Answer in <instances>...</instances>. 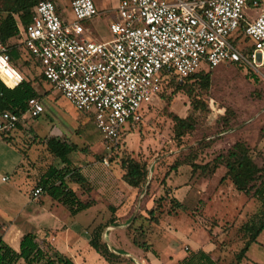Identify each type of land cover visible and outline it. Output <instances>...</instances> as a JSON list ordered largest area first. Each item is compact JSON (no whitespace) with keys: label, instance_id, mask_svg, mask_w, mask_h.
<instances>
[{"label":"rangeland","instance_id":"374dc122","mask_svg":"<svg viewBox=\"0 0 264 264\" xmlns=\"http://www.w3.org/2000/svg\"><path fill=\"white\" fill-rule=\"evenodd\" d=\"M53 1L69 18L66 0ZM91 1L97 14L82 22V25L90 30L91 40H108L111 38L108 24L116 0ZM263 6L264 2L260 7ZM12 68L21 78L36 80L33 85L40 94L43 111L37 117L22 119L20 124L25 128L13 131L17 132L16 143L20 151L31 155L29 161L32 166L39 165L38 171L49 164L57 169L56 164L63 167L45 147V141L54 135L76 146L69 153L74 164L71 167L86 170L92 163L106 158L108 166L105 168L114 179L111 182L108 180V189H114V195L119 199L128 194L116 184L121 172V159L132 158L144 163L148 169L143 186L134 189L131 200L124 202L126 206L132 202L134 208L131 204L125 211L128 215L132 213L133 218L124 221L115 219L112 222L114 227L104 228L107 200L99 201L90 209L74 215L64 210L65 221L70 224L69 235L82 240V229L84 235L89 236L95 229L103 227L100 234L104 232V236H100L99 243L105 244L111 256L107 261L100 257L108 264H176L187 251L196 247L218 253L216 260L220 264L233 263V254L243 241L238 228L257 209L258 203L250 197V193H237L229 180L220 181L225 172L223 165H218L211 175L190 183L187 180L188 163L204 164L216 155L224 154L234 142L239 141L247 147L250 159L264 175L263 79L254 81L245 76L242 69L227 64L209 70L207 90L193 85L195 88L190 95L182 90L171 93L172 87L169 85L145 107L141 121L133 128L125 129L119 143L107 152L91 118L76 112L56 91L39 82L37 70L30 59L21 54ZM1 77L7 84L16 78L12 72L10 75L1 73ZM49 92L58 95L55 100L47 97ZM172 116L187 119L192 125L190 131L178 139L173 135ZM50 119L61 132L51 134L48 131L52 124ZM174 163L177 167L172 169ZM68 186L82 201H95L98 198L91 190L86 192L72 183H68ZM171 198L178 201L182 208H172L169 203ZM149 210L152 212L149 213ZM53 238L54 244L64 255L72 256L71 250L64 249L66 242L63 233ZM133 241L149 243L155 256L150 251H141ZM89 247H82L80 256H72L77 264H101L96 260L99 253ZM245 256L240 264H248L250 260L264 263V229L256 242L249 245Z\"/></svg>","mask_w":264,"mask_h":264},{"label":"built area","instance_id":"2783aa9c","mask_svg":"<svg viewBox=\"0 0 264 264\" xmlns=\"http://www.w3.org/2000/svg\"><path fill=\"white\" fill-rule=\"evenodd\" d=\"M263 2L116 0L108 24L111 38L93 41L82 25L97 14L91 0H70L69 18L55 1L39 0L19 31L20 42L47 85L91 118L109 152L125 129L141 121L166 77L179 80L199 67L238 63L264 80ZM0 66L16 76L5 86L20 83L1 43ZM42 111L40 101L30 98L21 117H37ZM21 117L0 112V134H10ZM101 163L108 166L106 158ZM40 192L35 187L32 198Z\"/></svg>","mask_w":264,"mask_h":264},{"label":"trees","instance_id":"16d2710c","mask_svg":"<svg viewBox=\"0 0 264 264\" xmlns=\"http://www.w3.org/2000/svg\"><path fill=\"white\" fill-rule=\"evenodd\" d=\"M37 1L39 0H0V43L6 50L9 65L13 67L14 62L20 58L21 54H24L27 59L32 61L33 66L37 70L38 81L47 84L38 72L37 64L25 52L20 42L21 36L19 34V31L24 29L30 22L31 9ZM69 1L66 0V3L68 4ZM57 9H60L59 6ZM227 64L242 69L245 72V76L254 81L261 79L241 64L226 63L220 65ZM209 70L211 69L207 67H199L191 74L179 80L174 77H166L162 81L157 97L169 85L172 87L171 93L182 90L187 95H190L191 91L195 88L193 85L201 90H207L209 87ZM2 79L0 78V112L7 111L20 117L23 116L27 100L30 98L39 100L40 98V94L33 85L36 80L22 78L19 84L9 88L3 84L5 81L3 80V82ZM25 118L27 117H21L20 120ZM172 120L173 135L176 139L192 128L187 119L172 116ZM0 137L4 141L9 142V138L6 135L0 134ZM45 147L52 157L58 160L63 167L61 169L51 166L47 167L38 177L35 186L39 187L43 193L62 205L69 215H74L90 208L94 204V201L91 199L85 201L78 199L75 192L68 186V183H72L86 192L91 190L90 185L80 174L79 169L71 167L68 159V154L74 151L76 146L57 137H50L45 141ZM188 164L189 175L187 180L190 183L200 177L211 175L218 165H223L225 172L221 176L220 181L224 179L229 180L237 193H250V197L258 203L257 209L238 228L243 241L239 249L233 254L232 264H239L246 258L245 253L249 245L256 242L257 236L264 229V175H261V168L253 163L249 157L247 147L239 141L234 142L224 154H218L204 164H196L193 161H190ZM119 165L121 169L120 179L127 186L133 189L143 186L148 173V169L144 163L132 158H125L121 159ZM176 167L177 164L175 163L171 166L172 169ZM169 203L172 208H182V205L173 198L169 200ZM110 210L112 211V209ZM151 212L152 210H149V213ZM151 217L153 218L152 215ZM112 222L113 220L107 221L103 227L113 225ZM103 227L95 229L90 234L88 244L107 261L111 255L107 253L105 244L99 243L100 232ZM133 244L144 252H152L149 243L133 241ZM151 254L154 253L152 252ZM0 264H74V262L69 257L51 250L48 246L45 249L42 248L36 241L34 234L25 233L20 237L17 251L11 249L0 238ZM176 264L218 263L208 253L201 249H195L187 251Z\"/></svg>","mask_w":264,"mask_h":264},{"label":"crops","instance_id":"0c3cea01","mask_svg":"<svg viewBox=\"0 0 264 264\" xmlns=\"http://www.w3.org/2000/svg\"><path fill=\"white\" fill-rule=\"evenodd\" d=\"M56 94L54 92H49V94H47V97L55 100L56 97L58 96ZM20 121L18 124L21 123ZM50 121H51L50 123H52L51 119ZM24 128L25 126L23 124H20L19 126H16L14 130L22 131ZM48 131L51 132V134H56L57 132L58 133L61 132L60 130L56 129V127H54L53 123L48 128ZM12 132L10 133V135H8L10 138L9 142L4 141L0 137V238L1 240L4 243H6L11 249L17 251L20 237L25 233H32L34 234L36 241L40 244L42 248L48 246L51 248V250L64 255L60 251V248L54 244L55 238H53V236H55L56 234L63 233L64 240L66 242L63 245L64 249L68 251L71 250V253L73 252L72 254L73 257H75V255L80 256V252L82 251L81 248L84 247L86 249L87 246L89 245L88 239L90 235L89 236L84 235L82 229L81 231L82 240H76V236L69 235L70 224H68V222L65 221V215L63 214L65 208L62 205H60L56 200L51 199L47 194L43 193L42 190L36 196V198L33 199L31 196V191L35 187H37L35 186V183L38 177L46 170L47 167L49 166L54 167V166L49 164L46 166L44 170L39 169L38 171L37 169L38 164L37 165L34 164L32 166L31 162L29 161L31 155L25 153L24 151H20V148L16 143L17 132H13V133ZM55 136L56 135H54V137ZM68 159L70 163L74 165L69 157V154H68ZM56 167L61 169V165L59 164H56ZM79 172L90 185L91 191H93L94 194L98 195L99 199L95 198L94 204L91 207L95 206L99 201L107 200L106 202L107 208L106 207L104 208L106 215L105 220L109 221V220L118 219L116 221H121V220L124 221L126 218L130 219L134 217L132 213L131 215H128L125 211L126 207L131 206L132 202H130V204H128L127 206L124 204V202H128L129 200H131L130 197L133 196L131 192L134 189L127 186L119 178L121 172L118 177L119 181H117L118 183L116 184L120 188H122L123 191L124 190L127 191L128 194L126 196L122 195L120 199L116 195H114L115 194L114 189L112 190L108 189V187L110 186L109 182L114 181V179L111 173H108L107 168H105V166L101 162L92 163L89 168H87L86 170L80 169ZM2 178L4 179L2 180ZM132 208H134L133 204H132ZM110 209H112V211ZM112 227H114V225L104 226V228H112ZM100 236L103 237L104 232L103 234L101 233ZM194 249H201V248L196 247ZM204 252L208 253L211 257H213L212 259L215 260L217 259L218 253L214 254L211 252V250L210 251L207 250ZM72 256H67V257H69L74 262V264H77L73 260ZM101 257L98 254L96 256L97 258L96 260H99L101 264H108L106 263V261L104 260L102 261ZM217 263L220 264V262L218 261ZM249 263L253 264L256 262L250 260L248 264ZM244 264H246V262Z\"/></svg>","mask_w":264,"mask_h":264},{"label":"bare ground","instance_id":"6f19581e","mask_svg":"<svg viewBox=\"0 0 264 264\" xmlns=\"http://www.w3.org/2000/svg\"><path fill=\"white\" fill-rule=\"evenodd\" d=\"M1 73H4V74H9L10 75V73H11V71L9 70V68H3V67H1L0 66V78L2 79V77H1ZM15 80V79H14ZM2 81H3V79H2ZM4 82V81H3ZM5 83V82H4ZM6 84V83H5ZM7 85V84H6Z\"/></svg>","mask_w":264,"mask_h":264}]
</instances>
